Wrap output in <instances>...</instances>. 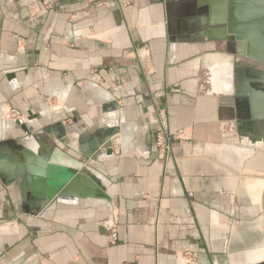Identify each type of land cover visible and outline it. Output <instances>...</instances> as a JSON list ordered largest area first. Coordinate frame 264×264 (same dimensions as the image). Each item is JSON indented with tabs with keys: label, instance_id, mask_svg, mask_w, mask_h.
Segmentation results:
<instances>
[{
	"label": "crops",
	"instance_id": "crops-1",
	"mask_svg": "<svg viewBox=\"0 0 264 264\" xmlns=\"http://www.w3.org/2000/svg\"><path fill=\"white\" fill-rule=\"evenodd\" d=\"M199 1L54 0L42 10L41 0H0V104L20 111L0 118V264H264V159L236 167L214 151L232 118L215 91L233 54L212 27L220 0ZM98 84L117 99L111 114ZM59 119L66 136L56 140L44 128L57 132ZM116 123L125 149L93 162L110 200L25 212L27 154L36 164L55 141L56 153L81 159L94 131ZM17 137L32 138L30 153Z\"/></svg>",
	"mask_w": 264,
	"mask_h": 264
},
{
	"label": "water",
	"instance_id": "water-1",
	"mask_svg": "<svg viewBox=\"0 0 264 264\" xmlns=\"http://www.w3.org/2000/svg\"><path fill=\"white\" fill-rule=\"evenodd\" d=\"M206 3V0H200L198 5L202 7ZM210 12L211 16L215 15L216 18L212 24V27H216L213 30L218 33L216 37L229 42L233 54L229 71L220 77V91L216 92L218 99L226 106H242L244 112L237 117L242 138L264 139V0H220V3L211 6ZM255 82H260L262 87L253 85ZM96 92L102 99L103 112L113 113L117 109V99H113L111 92L99 84ZM9 109L10 107L7 113ZM6 116L10 118V114ZM61 121L62 119L57 120L53 127L57 132L44 128L56 140L66 136ZM124 134L125 131H122L117 123L99 127L94 131L89 147L83 149L82 158H75L77 164L65 165L51 158V153L54 154L56 147L55 141L52 142L53 151L50 154H41L42 157L36 159V164H33L31 159L33 155L27 154L26 158L23 156L24 160L18 167V172L35 174V178H22L27 180L21 195L23 206H29L25 208V212L43 216L47 210L55 208L58 203H66L70 197L110 200L105 186L94 174L93 162L112 158L116 144L125 149L127 137L125 138ZM30 139L32 138L15 139V143L20 145L18 147L24 150L23 154L30 153ZM0 173H3L1 165Z\"/></svg>",
	"mask_w": 264,
	"mask_h": 264
},
{
	"label": "rangeland",
	"instance_id": "rangeland-1",
	"mask_svg": "<svg viewBox=\"0 0 264 264\" xmlns=\"http://www.w3.org/2000/svg\"><path fill=\"white\" fill-rule=\"evenodd\" d=\"M7 107V106H6ZM9 107V106H8ZM8 107L4 110V113L3 111L1 113H3V118L6 119L9 123H10V119L7 118V109ZM8 114H10V116L12 115H19L20 116V111H18L17 109L15 108H11L9 109L8 111ZM233 118V116H231ZM231 118V120H229L227 123L228 125H225V132H224V135L222 136L221 140H220V144L222 145H216V147L214 148V151H216L217 153H219V151H222L224 148H225V156L227 158H229V162L231 165H236V167H239L241 164H243L248 158L255 156L256 157H261L264 159V143L261 144L260 146L258 147H255L254 144L250 143L248 139L246 138H242L240 136V132H239V127H238V119L236 117H234L233 119ZM12 126V125H11ZM245 142H244V141ZM248 142V143H247ZM250 143V144H249ZM229 146L230 147H247V148H241V152H236V153H229L230 149H229ZM242 149L244 153H242ZM253 149V152L251 153ZM249 152V153H247ZM251 153V154H250ZM246 154V155H245ZM249 154V155H247ZM252 159H250L248 161L251 162ZM233 165V166H234ZM234 221H237L239 220L237 218V216L235 217L234 216Z\"/></svg>",
	"mask_w": 264,
	"mask_h": 264
},
{
	"label": "built area",
	"instance_id": "built-area-1",
	"mask_svg": "<svg viewBox=\"0 0 264 264\" xmlns=\"http://www.w3.org/2000/svg\"><path fill=\"white\" fill-rule=\"evenodd\" d=\"M54 6V0H41L40 7L42 10H50ZM181 133V132H180ZM178 133V137H181V134ZM156 143L158 150L165 157H168L172 144L170 142V133H169V123L168 118L165 112H158V128L156 133ZM114 223L111 220H108L104 223V227L109 229L113 228ZM112 236L115 238L117 235L113 232Z\"/></svg>",
	"mask_w": 264,
	"mask_h": 264
},
{
	"label": "bare ground",
	"instance_id": "bare-ground-1",
	"mask_svg": "<svg viewBox=\"0 0 264 264\" xmlns=\"http://www.w3.org/2000/svg\"><path fill=\"white\" fill-rule=\"evenodd\" d=\"M230 58H231V55H230ZM230 60H232V59H230ZM232 65V64H231ZM229 67H228V70L227 69H224V71H222L223 72V74H225L226 72H228L229 71ZM219 72V71H218ZM218 72H216V73H218ZM213 73H215V71L213 72ZM222 74V75H223ZM217 84H218V82H216ZM216 84V85H217ZM215 92H218V91H215ZM2 108H3V110L4 109H6V108H4V106H2ZM2 110V111H3ZM3 113H4V111H3ZM3 113H1L0 112V118H2V116H3ZM243 122H240V125H241V128L243 127L242 124ZM124 136V135H123ZM243 138H246V139H248L249 140V142L250 143H252V144H254L255 145V147H258V146H260L261 144H263L264 143V139L263 138H261V142H257L256 140H257V138H247V137H243ZM247 153H249V152H247ZM19 155V154H18ZM55 160H57V161H60V162H67V163H72V164H77L76 163V161H72V160H70V159H68V158H66V157H64V155L61 153V152H57L56 154H55Z\"/></svg>",
	"mask_w": 264,
	"mask_h": 264
},
{
	"label": "flooded vegetation",
	"instance_id": "flooded-vegetation-1",
	"mask_svg": "<svg viewBox=\"0 0 264 264\" xmlns=\"http://www.w3.org/2000/svg\"><path fill=\"white\" fill-rule=\"evenodd\" d=\"M226 47L231 48V44L229 42H227L226 43ZM253 85H255L258 88H261L262 87V84L260 82H255V83H253ZM226 109L228 111L229 116L232 115L233 118L234 117L237 118L241 112H244L243 111V108H242V106L240 104H238V105L236 104L235 108H233L232 106H227Z\"/></svg>",
	"mask_w": 264,
	"mask_h": 264
}]
</instances>
